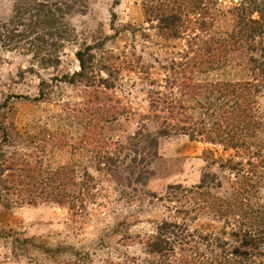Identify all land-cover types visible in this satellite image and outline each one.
<instances>
[{
  "label": "rangeland",
  "instance_id": "1",
  "mask_svg": "<svg viewBox=\"0 0 264 264\" xmlns=\"http://www.w3.org/2000/svg\"><path fill=\"white\" fill-rule=\"evenodd\" d=\"M46 1L69 29L58 63L0 50V264H264V38L215 49L262 0ZM239 100L254 126L222 139ZM162 222L165 256L147 245Z\"/></svg>",
  "mask_w": 264,
  "mask_h": 264
},
{
  "label": "trees",
  "instance_id": "2",
  "mask_svg": "<svg viewBox=\"0 0 264 264\" xmlns=\"http://www.w3.org/2000/svg\"><path fill=\"white\" fill-rule=\"evenodd\" d=\"M256 0L250 1L255 3ZM262 4H253V11L258 13L257 17L252 15L244 16V14L237 15V28L234 33L232 42L226 43L224 47H217L219 51L228 50L237 45L239 40H254L256 36H263L264 38V2ZM246 12V11H245ZM243 11V13H245ZM67 28L63 21V10L58 2H49L46 0H33L30 2L19 1L12 9L10 18L5 22H0V50L2 49H17L22 48L25 51L32 53V57L40 63L41 66H53L59 61V51L62 43L67 39ZM227 47V48H226ZM76 59L79 65V71L72 75L82 77L86 70V61L80 50L75 52ZM71 81L73 78H68ZM66 80V78H65ZM221 87H230L235 92L238 99H242L243 94L250 95V90L253 89V84L248 81L244 83H223ZM252 91V90H251ZM236 109L231 111H224L214 120L213 131L217 136L226 137L229 135L230 140H236L242 134V130H248L254 126V120L250 113L251 101L243 102L239 100ZM223 139V138H222ZM153 141V140H152ZM155 144V140L153 141ZM258 220V232L264 235V214H254ZM176 224L162 222L156 227L155 235L149 240L147 245L149 251L160 255H167L172 248L169 246L170 235L179 237V235L172 230ZM254 237L247 234L242 235L241 247L256 248ZM186 241V240H185ZM264 254V253H263ZM232 253L226 252L204 260L200 264H235V258ZM181 261L185 264L184 260ZM251 262V263H250ZM244 264H255L253 261L245 259Z\"/></svg>",
  "mask_w": 264,
  "mask_h": 264
}]
</instances>
